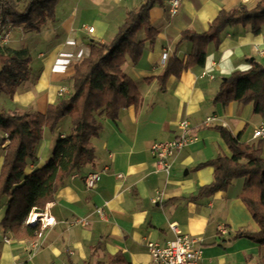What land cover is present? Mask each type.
<instances>
[{"label": "crops", "instance_id": "obj_1", "mask_svg": "<svg viewBox=\"0 0 264 264\" xmlns=\"http://www.w3.org/2000/svg\"><path fill=\"white\" fill-rule=\"evenodd\" d=\"M141 1L59 0L54 20H48L39 32L13 27L6 45L29 50V75L12 97L0 93V110L44 112L49 103L68 95L72 91V66L63 72L52 70L56 56L77 47L87 54L90 40L108 42L126 12ZM258 1L182 0L172 17L166 12V0L153 4L149 23L157 31L155 41H145L136 63L126 58L121 66L137 84L138 105L121 109L114 120L103 114L98 117L101 127L90 139L93 157L84 160L55 193L49 211L56 222L45 232L41 248L32 257L28 258L23 249V244L32 238H16L2 226L9 198H1L0 264L105 263L109 256L123 259L111 264H147L146 241L164 243L172 238L170 222H176L182 233L197 239L202 264H255L264 257V246L235 237L240 230H258L239 200L243 178L234 179L225 191L195 197L200 187L210 184L214 177L212 166H197L218 153L231 155L218 127L239 134L247 143H260L264 158V139L251 136L262 118L252 112V104L213 102L220 84L232 72L247 69L249 60L264 65V27L254 35L248 26H226L218 47L208 44L204 65H193L178 78L170 75L163 88L157 81L173 56L185 60L191 52L190 41L175 46L183 30L203 32L221 9L239 4L253 8ZM89 25L94 26L92 33L85 29ZM138 38H145L144 30L139 31ZM164 50L169 54L167 60L161 57ZM60 88L65 89L62 96L58 95ZM207 117L211 119L205 122ZM182 119L189 121L195 139L175 154L166 175L156 171L150 146L176 137ZM70 128V118L65 116L53 133L44 131L33 158L27 160L25 174L45 164L57 138L69 134ZM7 144L0 149V169ZM92 172L98 177L87 189L84 178ZM156 192H160L158 198Z\"/></svg>", "mask_w": 264, "mask_h": 264}, {"label": "trees", "instance_id": "obj_2", "mask_svg": "<svg viewBox=\"0 0 264 264\" xmlns=\"http://www.w3.org/2000/svg\"><path fill=\"white\" fill-rule=\"evenodd\" d=\"M160 0H142L126 12L123 22L108 42H87L88 52L72 66V91L49 103L44 112L7 113L0 110V130L6 134L8 144L4 148L0 169V200L8 197L1 224L16 238L31 239L38 225L25 221L29 214L52 201L57 190L70 174L78 170L84 160L93 157L90 142L101 127L98 117L116 119L119 111L136 106L140 93L134 78L121 66L129 58L136 63L143 52L145 41L153 43L157 31L149 23V10ZM59 0H0V19L14 27L23 26L39 32L42 25L55 18V6ZM20 3V6H19ZM248 26L254 35L264 27V0L253 8L244 4L229 10L221 9L209 23L208 29L195 32L185 29L175 46L187 40L192 43L185 60L173 56L168 66L157 76L161 88L170 75L179 77L182 71L193 65H204L210 42L219 45V36L226 26ZM144 30L145 38L138 33ZM31 54L25 47L11 48L0 45V93L12 97L18 85L29 75ZM226 105L230 102L252 104V112L264 116V65L249 60V67L232 72L224 78L213 99ZM65 116L70 118V133L58 137L51 155L41 168L25 174L27 160L34 156V149L43 138L44 131L53 133ZM230 156L218 153L197 167L214 168L213 181L200 187L195 197L225 191L236 178H243L239 200L245 206L258 230L254 233L240 230L235 237H245L257 246H264V158L260 143L242 141L225 127H218ZM123 261L109 256L107 262L86 264H111ZM255 264H264V257Z\"/></svg>", "mask_w": 264, "mask_h": 264}, {"label": "built area", "instance_id": "obj_3", "mask_svg": "<svg viewBox=\"0 0 264 264\" xmlns=\"http://www.w3.org/2000/svg\"><path fill=\"white\" fill-rule=\"evenodd\" d=\"M182 0H166V12L172 17L179 11ZM7 21L0 19V45L6 44L9 40L10 32L13 29ZM86 31L92 33L93 25L86 26ZM75 32H73L74 35ZM84 55L83 49L77 52L74 56L69 52H60L53 63L52 70L56 72H63L67 68L73 66L75 62L79 61ZM169 54L164 50L161 54L163 60H167ZM75 60V62H73ZM202 74H206L203 72ZM65 89L60 88L58 95L62 96ZM211 117H207L205 122L210 121ZM179 132L176 137L166 141H155L150 146L151 154L156 163V171L169 174L173 158L175 154L191 143L195 139L194 130L187 119H182L178 123ZM253 139H264V116H262L259 124L252 131ZM1 147L5 146L6 134L0 135ZM98 173L92 172L84 178V184L87 189L92 188L97 180ZM160 192H156L155 198H158ZM51 201L46 202L42 209L33 211L26 219V223L30 225H38L36 235L31 240L23 244V249L30 258L36 254L41 248L45 232L54 226L55 218L50 214ZM169 228L174 232V236L164 243L154 240L146 241V250L149 256L147 264H202V249L201 246L196 245L197 239L187 234L182 233L176 222H170ZM221 233H225L223 229H219ZM5 242L9 239L4 237ZM13 264H25L24 262L16 261Z\"/></svg>", "mask_w": 264, "mask_h": 264}, {"label": "clouds", "instance_id": "obj_4", "mask_svg": "<svg viewBox=\"0 0 264 264\" xmlns=\"http://www.w3.org/2000/svg\"><path fill=\"white\" fill-rule=\"evenodd\" d=\"M72 38H74V36H72ZM71 43L74 44L73 42H71ZM77 48H78V47H77ZM77 48H75V50H73L72 52H69L70 55L74 56L77 52H79L80 49H77Z\"/></svg>", "mask_w": 264, "mask_h": 264}, {"label": "rangeland", "instance_id": "obj_5", "mask_svg": "<svg viewBox=\"0 0 264 264\" xmlns=\"http://www.w3.org/2000/svg\"><path fill=\"white\" fill-rule=\"evenodd\" d=\"M19 6H20V3H19ZM2 46H8V44L6 45V44L3 43ZM3 94L5 95V93H3ZM6 94H7V93H6ZM1 141H3V139H0V142H1ZM0 149H1V145H0Z\"/></svg>", "mask_w": 264, "mask_h": 264}]
</instances>
